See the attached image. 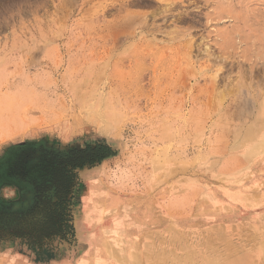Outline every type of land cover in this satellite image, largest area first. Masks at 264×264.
Wrapping results in <instances>:
<instances>
[{"label": "rangeland", "instance_id": "obj_1", "mask_svg": "<svg viewBox=\"0 0 264 264\" xmlns=\"http://www.w3.org/2000/svg\"><path fill=\"white\" fill-rule=\"evenodd\" d=\"M81 3L0 0V264H264V0H124L118 39L95 33L118 2ZM99 142L72 228L34 244L52 154Z\"/></svg>", "mask_w": 264, "mask_h": 264}, {"label": "trees", "instance_id": "obj_2", "mask_svg": "<svg viewBox=\"0 0 264 264\" xmlns=\"http://www.w3.org/2000/svg\"><path fill=\"white\" fill-rule=\"evenodd\" d=\"M113 154L104 142H99L95 147L88 146L85 149L71 150L67 154L62 153L65 155L64 159L60 158L61 154H52L54 159L46 164V183L37 187L35 206L29 211L34 220L26 229L33 235L34 244L42 243L47 237H64L67 230L72 228L67 216L74 198L75 169L94 165ZM54 198L56 201L49 205Z\"/></svg>", "mask_w": 264, "mask_h": 264}, {"label": "bare ground", "instance_id": "obj_3", "mask_svg": "<svg viewBox=\"0 0 264 264\" xmlns=\"http://www.w3.org/2000/svg\"><path fill=\"white\" fill-rule=\"evenodd\" d=\"M94 1H99L100 3H101V5L103 6V9H105L106 7H110L111 5H113V4H115L116 2H118L120 5H121V7L125 10V11H122V9L121 8H119L118 9V13L116 14V13H114V14H112V13H110V14H112L111 16H112V18H110V19H105V21L106 22H104L105 24H104V27L103 28H101V29H99L97 32H95V33H97V34H99V36H105V37H107V36H109V34H111V35H114L113 36V38H115V39H118L120 36H123L124 34L125 35H128V36H132V37H134L137 33H136V29L135 28H138V27H134L133 28V26H131V24L129 23V22H125V23H122V24H119L120 22H121V20H122V18H124V16H126V15H128V14H130V11H132V10H129L127 7H126V5H125V3H124V0H94ZM128 1V0H127ZM159 1H163V2H166V6H164L163 8L164 9H162L163 11V13L165 12V13H167V12H170V10H171V6L172 5H174L175 3H176V1L177 0H159ZM93 2V0H82V3H81V6H80V12H83V10H85L86 9V7L87 6H89L91 3ZM177 5V4H176ZM61 7V9H62V12H67L68 11V8H67V6L65 5V4H63L62 6H60ZM161 7V6H160ZM59 11H60V9H59ZM87 13V12H86ZM131 13H133V12H131ZM160 13V12H159ZM83 14H85L84 12H83ZM138 14V13H137ZM106 15V14H105ZM104 15V16H105ZM129 16V15H128ZM128 16H126L125 18H127ZM173 17V16H172ZM192 40V39H191ZM189 41L188 40V43L190 42H193V40L192 41ZM207 42V41H206ZM203 44V43H202ZM189 45H191V44H189ZM204 46V45H203ZM192 47V46H191ZM194 47V46H193ZM189 49V48H188ZM205 51H207L208 52V54L209 55H211V52H209V47L208 46H206L205 47V49H204ZM191 51V50H190ZM206 52V53H207ZM203 53V52H202ZM214 53V52H213ZM208 57V56H207ZM224 58V57H223ZM217 59V58H216ZM222 59V58H221ZM124 61V60H123ZM120 62V61H119ZM207 64H209V63H207ZM222 64V63H221ZM233 64V63H232ZM209 66V65H208ZM231 70V69H230ZM259 73V72H258ZM260 75V78L262 79H264V72L263 73H260L259 74ZM157 77V76H156ZM184 83V82H183ZM212 84H214V83H212ZM12 87V86H11ZM129 88L130 87H128L127 89H125L124 91H123V96H124V99H127V97L128 96H130V95H128V94H133L134 93V91H131V90H133L132 88H130V90H129ZM212 88H213V85H212ZM214 89V88H213ZM213 89H211V90H213ZM216 91H218V90H216ZM230 91H232V90H230ZM245 91V90H244ZM238 92H240V91H238ZM237 92V93H238ZM248 92H253V98H254V100L256 99V100H259L260 99V97L261 96H259V95H257V93H255V90H253L251 87H249L248 89H246V93L248 94ZM224 93V92H223ZM242 92H240V94H241ZM213 94H214V91H213ZM251 94V93H250ZM217 95V94H216ZM242 95V94H241ZM249 95V94H248ZM213 96V95H212ZM243 96V95H242ZM215 98V97H214ZM238 98H240V97H238ZM244 98V97H243ZM245 99V98H244ZM212 100V99H211ZM232 100V99H231ZM255 100V101H256ZM233 101V100H232ZM237 101V100H236ZM231 104V103H230ZM104 108V110H105V107H103ZM104 113V112H103ZM243 113V112H242ZM93 188H94V186H93ZM98 232H99V230H98ZM97 232V233H98ZM97 233H96V235H97ZM96 235L92 238V241H94L95 240V238H96ZM105 259V258H104Z\"/></svg>", "mask_w": 264, "mask_h": 264}, {"label": "crops", "instance_id": "obj_4", "mask_svg": "<svg viewBox=\"0 0 264 264\" xmlns=\"http://www.w3.org/2000/svg\"><path fill=\"white\" fill-rule=\"evenodd\" d=\"M90 200V199H89ZM91 213H93V211L91 212ZM94 214V213H93ZM236 214V213H235ZM86 215L84 214V215H79L78 216V226H79V228L78 229H80L79 230V234L81 233V232H83V231H85V229H84V226H82V225H86V222L84 221V217H85ZM97 217H99V216H97ZM85 222V223H84ZM106 219H105V221L104 220H102L101 221V224H96L97 225V227H98V230H100V231H102L103 233H105V231H107L106 229H104V226L106 225ZM113 222V221H112ZM115 222V221H114ZM117 222V221H116ZM128 223V220L126 219L125 220V225ZM123 224V222L121 221V222H119V223H116V225L117 226H121ZM80 226H82L81 228H80ZM106 227V226H105ZM89 228V227H88ZM90 231L92 232V235H93V231L94 230H92V229H90ZM89 231V232H90ZM121 232H119V233H116L117 235H119ZM126 233V232H125ZM107 235L108 236H111L112 234L111 233H107ZM129 236H132V235H130V234H128V236H125L126 238H127V240L128 239H130L129 238ZM102 238H100V240H101ZM83 241V240H82ZM107 243V242H106ZM80 244H91L92 245V242L90 241V240H88V241H83V242H80ZM96 244H99V243H96ZM100 244H104L103 243V241L100 243ZM114 244H119L118 242H116V243H114ZM99 246V245H98ZM102 246V248H104L105 246L104 245H101ZM85 255H87V254H84L81 258H80V260L78 261L77 260V262H78V264H90L91 263V261L89 262V259H87V257L85 256ZM97 256H100V257H107V253L105 252V249L102 251V252H99V253H97ZM0 261L3 263L4 261H5V258L3 257V255H0ZM98 261H100V262H107L108 261V258H106L105 260H98Z\"/></svg>", "mask_w": 264, "mask_h": 264}]
</instances>
